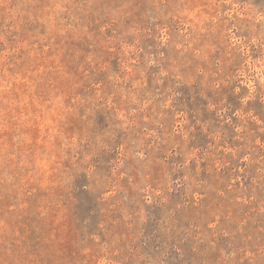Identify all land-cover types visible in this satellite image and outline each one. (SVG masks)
<instances>
[{
  "label": "rangeland",
  "instance_id": "obj_1",
  "mask_svg": "<svg viewBox=\"0 0 264 264\" xmlns=\"http://www.w3.org/2000/svg\"><path fill=\"white\" fill-rule=\"evenodd\" d=\"M0 264H264V0H0Z\"/></svg>",
  "mask_w": 264,
  "mask_h": 264
}]
</instances>
